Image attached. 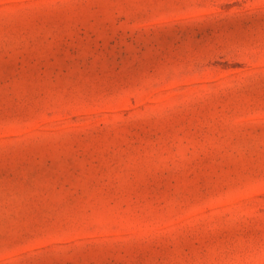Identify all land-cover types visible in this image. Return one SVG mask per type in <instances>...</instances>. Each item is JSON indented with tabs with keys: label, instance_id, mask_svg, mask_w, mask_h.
I'll list each match as a JSON object with an SVG mask.
<instances>
[{
	"label": "rangeland",
	"instance_id": "obj_1",
	"mask_svg": "<svg viewBox=\"0 0 264 264\" xmlns=\"http://www.w3.org/2000/svg\"><path fill=\"white\" fill-rule=\"evenodd\" d=\"M0 264H264V0H0Z\"/></svg>",
	"mask_w": 264,
	"mask_h": 264
}]
</instances>
